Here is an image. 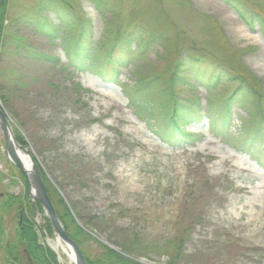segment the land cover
I'll use <instances>...</instances> for the list:
<instances>
[{"label": "rangeland", "instance_id": "obj_1", "mask_svg": "<svg viewBox=\"0 0 264 264\" xmlns=\"http://www.w3.org/2000/svg\"><path fill=\"white\" fill-rule=\"evenodd\" d=\"M39 1L6 0L0 15V106L14 136L24 141L19 150L47 178L51 199H62L69 212L74 204L103 224L99 233L85 229L86 256H99L103 246L122 253L127 239L138 258L172 264L173 247L178 253V238L190 226L180 252L187 262L179 264H264V150L258 151L261 165L241 151L247 112L231 108L233 127L224 136L212 137L204 120L187 127L188 145L169 147L156 135L160 124L139 117L121 90V83L135 81L129 68L121 69L117 83L74 71L61 42L68 25L76 30L87 18L97 46L146 29L158 41L168 40L166 47L154 43L149 50L151 74L169 73L177 56L202 51L212 65L248 71L264 95V39L258 26L250 31L220 0H104L113 16L100 14L88 0H56L59 12L46 6L38 14L60 27L48 38L21 22ZM238 1L264 17V0ZM207 90L199 86L181 96L220 122L219 109L232 87ZM4 163L10 182L0 177V196L27 193L18 170ZM65 165L84 171L86 183L60 189ZM55 205L61 212L62 205ZM45 220L43 214L34 216L41 245L59 253L57 264H72L53 249L56 239L44 230ZM4 222L13 227L16 220L8 216Z\"/></svg>", "mask_w": 264, "mask_h": 264}, {"label": "trees", "instance_id": "obj_2", "mask_svg": "<svg viewBox=\"0 0 264 264\" xmlns=\"http://www.w3.org/2000/svg\"><path fill=\"white\" fill-rule=\"evenodd\" d=\"M221 1L236 13L248 27L257 24L264 38V17L261 12L257 9L249 10L238 0ZM88 2L100 14L109 11L113 16L112 7L104 0H88ZM57 3L56 0H40L32 7L31 13L21 19V22L28 23L38 33L48 38H55L56 30H59L60 27L55 26L48 17L40 19L38 14L46 6H53L59 12ZM5 8L6 0H0V15L4 14ZM84 20L85 24L80 23L76 30L72 28L71 24L68 25L67 35L61 38L67 66L70 69L82 73H92L102 80L117 83L120 81L121 69L129 68L135 81L132 84L121 83V90L128 102L135 107L139 117L144 118L146 123L152 121V124L156 122L160 124L156 135L170 147L184 146L192 141V135L186 128L202 120L199 105L198 108L193 106L181 94L188 93L199 86L210 89L214 83L223 85L229 83L232 91L223 102L220 122L218 118L208 116L210 132L215 137L226 135L232 127L231 108L238 107L240 111L247 112L250 117L247 118L246 127L241 133L243 138L239 145H241V151L253 157L257 164L261 165L257 159L260 147H263L264 150V95L259 81L250 76L248 71L239 74L231 69L222 68L217 62L212 65L209 58L200 51L187 58L177 56L169 73L160 71L151 74L146 58L147 54L154 43H161L163 47H166L167 39L158 41V37L151 32L147 34L146 29L141 28L133 30L132 35L129 34L122 39L115 37L109 44L102 43L97 46L92 40L93 34L90 23L88 24V18ZM131 36L141 38V41L135 44ZM26 51L30 55L31 52H34L29 49ZM49 59L47 56H43V60L48 61ZM54 60L58 61L57 58ZM73 87L77 93L82 91L79 84H75ZM15 139L19 145L24 144L21 137L15 135ZM65 166L63 169L66 171L61 176L62 187L60 189L69 191V188L76 186V183L81 185L86 183L87 177L84 171L74 166L69 168L68 165ZM19 176L22 184L26 187L20 173ZM42 180L51 199L48 180L43 174ZM51 201L66 234L81 249L82 243L89 238L84 233L85 230L74 222L68 207L62 204V199H59L58 202L53 199ZM55 203L62 205L61 212L57 211ZM71 206L73 215L85 229L95 233L102 231L103 224L96 216L86 215L74 204ZM38 214H42L40 205L37 202H30L26 193L17 196L5 193L0 196V264H57L55 254L40 243L38 227L34 222V216ZM8 216L14 222L16 220L13 227L4 225V219ZM197 220L199 221V219ZM188 228V231L178 238V253L173 247L176 253H172L174 256L172 264H175L176 261L178 264L187 262L180 252L191 227L188 226ZM44 230L49 236H52L46 220ZM121 246L122 253L103 246L100 255L93 258H88L82 249L81 251L87 264H138L132 259V257H137L136 252L133 251L132 241L126 239Z\"/></svg>", "mask_w": 264, "mask_h": 264}, {"label": "water", "instance_id": "obj_3", "mask_svg": "<svg viewBox=\"0 0 264 264\" xmlns=\"http://www.w3.org/2000/svg\"><path fill=\"white\" fill-rule=\"evenodd\" d=\"M0 129L4 140L6 158L15 168L20 171L23 178L25 179V182L28 187L27 196L31 200L37 201L40 204L44 216L46 217L54 236L57 240L63 243L72 253L73 264H86L78 245L66 235L65 230L58 216L56 215L53 205L46 193L37 168H31L22 160H20L15 154L14 147H18V145L14 140L10 120L1 108V106ZM33 187L35 189V192L32 190ZM139 262L143 264H150L146 263L144 260H139Z\"/></svg>", "mask_w": 264, "mask_h": 264}, {"label": "bare ground", "instance_id": "obj_4", "mask_svg": "<svg viewBox=\"0 0 264 264\" xmlns=\"http://www.w3.org/2000/svg\"><path fill=\"white\" fill-rule=\"evenodd\" d=\"M14 151L20 160H22L25 164H27L31 168H35V164H34L33 160L31 159L30 155H27V154L21 152L17 147H14ZM32 190L35 192L34 187L32 188ZM53 249L56 251L61 250L62 254L67 256L71 262L73 261V256L70 254L69 250L65 246L62 245L61 242L56 241L53 245Z\"/></svg>", "mask_w": 264, "mask_h": 264}, {"label": "built area", "instance_id": "obj_5", "mask_svg": "<svg viewBox=\"0 0 264 264\" xmlns=\"http://www.w3.org/2000/svg\"><path fill=\"white\" fill-rule=\"evenodd\" d=\"M0 169H1V166H0Z\"/></svg>", "mask_w": 264, "mask_h": 264}]
</instances>
